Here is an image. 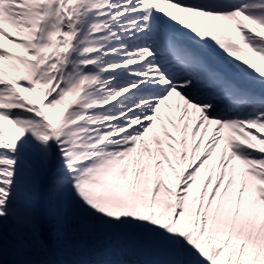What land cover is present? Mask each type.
<instances>
[{
    "label": "snow or ice",
    "instance_id": "6c2138e0",
    "mask_svg": "<svg viewBox=\"0 0 264 264\" xmlns=\"http://www.w3.org/2000/svg\"><path fill=\"white\" fill-rule=\"evenodd\" d=\"M0 264H264V0H0Z\"/></svg>",
    "mask_w": 264,
    "mask_h": 264
}]
</instances>
